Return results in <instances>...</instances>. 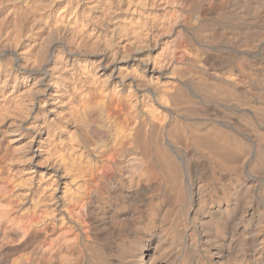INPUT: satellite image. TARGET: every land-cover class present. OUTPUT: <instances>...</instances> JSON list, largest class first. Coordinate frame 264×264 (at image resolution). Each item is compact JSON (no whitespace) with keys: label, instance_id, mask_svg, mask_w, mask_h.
Here are the masks:
<instances>
[{"label":"bare ground","instance_id":"1","mask_svg":"<svg viewBox=\"0 0 264 264\" xmlns=\"http://www.w3.org/2000/svg\"><path fill=\"white\" fill-rule=\"evenodd\" d=\"M99 4L106 14L113 5ZM125 7L126 22L116 28L122 52L134 42L160 50L132 58L140 77L110 68L109 97L116 98L118 88L132 94L146 85L149 115L118 127L120 138L104 146L101 135L92 141L96 157L54 144L35 111L36 144L23 139L12 150L8 139L1 141L0 157L9 159L8 170L0 171V264H264V179L257 176L264 177V0H127ZM99 67L88 74L97 86ZM90 83L85 90L95 86ZM28 90L15 97L22 116L33 109ZM83 91L76 119L67 113L74 121L66 133L79 142L87 139L91 118L89 91ZM58 94L49 98L59 103L49 111L53 118L43 122L62 128L68 116L60 117ZM106 108L107 120L116 117V107ZM240 138L256 139L253 159ZM196 153L202 168L191 175Z\"/></svg>","mask_w":264,"mask_h":264},{"label":"rangeland","instance_id":"2","mask_svg":"<svg viewBox=\"0 0 264 264\" xmlns=\"http://www.w3.org/2000/svg\"><path fill=\"white\" fill-rule=\"evenodd\" d=\"M100 1H104V0H86V1L85 0H69V1L68 0H40V1L39 0L38 1L37 0H0V144L6 139H8L10 141L9 147L10 146L16 147L17 144L23 139H24V142L29 140V143L32 142V143L36 144L37 141L40 140V138H33L34 135H33V132L31 131L30 128H31V125L33 124V116H35L37 114L38 115L37 119H36L37 123H39V124L41 123L40 125L44 124V126H43L44 134L45 133L47 134L50 129H51L50 132L54 134V139L52 141V142H54V144L58 145V143H60V144L64 145L65 148H67V149L69 148V150L72 149V148L70 149V147L76 146L77 148H80V150L84 149L82 151L86 150L85 153L87 152L91 157H92V155H93V157L94 156L96 157V155H98V152L94 150V148L97 146V144H96L97 139L96 138H99L101 135L100 138L101 139L103 138V139L100 143V146L101 145L104 146V144H106L107 140H109L113 137L120 138V135L118 134V131H119L118 127H126V126L131 127V126H133V124H135L134 122L138 123V122H141L142 120L144 121L146 116L149 115L148 114L149 112L147 110L149 108L148 102H147L149 94L146 90V88H147L146 85H141L142 87L140 86V88L138 86L139 91L132 89L133 90L132 94H129L127 91H124V89L121 90L120 88H118L119 94L117 95V97L114 99L110 98L109 95H111L113 88H112V84H111L112 77H109V74H110L109 71H110V68H114L117 71L121 69V71L125 70V73L128 72L129 76H135L136 75V76L140 77L138 74V72L140 73V65L139 64L137 65L138 62L135 63L136 66L134 63L131 64L132 58L144 59L147 56H149V57L156 56L158 54V52H159L158 50H160V48L157 47V49H156V48L150 47L147 49L143 46V43L139 45V44H137V42H134V43L130 44V46L127 50H124L122 52L123 46H121V45H123L124 43L121 42L122 38L118 39L119 35L117 36V34L119 32L116 33L117 32L116 28H118L119 26H122L121 25L122 22H126L125 17L127 14H126L124 9L127 8V7H125L127 4V0H118V1L113 0L114 3H112L113 2L112 0H107L108 3H110V5L113 4V5H111L112 10L110 9V11L107 12V14H106V12L104 13L102 11L101 5L99 4ZM115 2H117V3L115 4ZM118 3H119V5H118ZM87 4H88V7H86ZM83 6H84V8H82ZM92 7L95 8V10ZM80 8L82 9V12H81ZM85 8L87 10H85ZM97 8H98V10H97ZM60 9H62V10L60 11ZM83 9L86 11V14H85L86 17L83 13V12H85ZM87 11H88L89 16H91L92 18L91 17L88 18ZM66 12L68 13L69 17L67 16ZM69 12L70 13L72 12V14L70 15ZM89 12H91L92 15ZM108 13L111 15H108ZM105 15H106V17H105ZM101 16H103V17H101ZM96 17H98V18H96ZM128 17H127V19H128ZM84 18L88 19L87 20V22H88L87 23L88 24L87 30L88 31L85 29L86 32H88V33H85V34H83V31H82V28L84 27V24H85ZM94 18L97 20H95ZM80 20H81V22H83V24L80 23ZM93 20H95V21H93ZM89 21H91V22L93 21L92 22L93 25L90 24L91 22H89ZM68 22H69V24H68ZM80 25L81 26L83 25V27H81ZM70 27H72V28H70ZM80 27H81V29H80ZM90 27H92L91 30H90ZM80 30L82 31V33L79 32ZM73 33H75V34H73ZM115 33H116V35H115ZM80 34H83V35H80ZM113 34L115 36H117V38H113L112 37ZM84 35H85V37H84ZM100 36H101V38H100ZM85 38H86V40H85ZM97 38L98 39L100 38V39L98 40ZM96 41H98V42H96ZM116 41H118V42H116ZM134 45H135V47H134ZM135 48L136 49L138 48L139 50H136ZM112 52H113V54H112ZM124 53H126V54H124ZM114 60H116L117 63H114ZM91 62L92 63L95 62L96 65H100V67H99L100 73L97 74V76L98 75H100V76H98L97 80L95 79L96 82H98V86H100L102 84L100 87H98L96 85L97 83H95V81H93L94 78H92V80L90 78L93 76L90 69H92L93 66H96L95 64H92ZM89 63L91 64V65H89L90 68H88ZM103 64L105 65V67ZM101 65H103V66H101ZM119 66H121V67L119 68ZM85 68H88V70L90 72L87 71V69H85ZM134 70H135V72H134ZM90 73L92 75H89L90 76L89 77L88 74H90ZM85 74H86L85 77L88 80V82H87L88 84L91 85L90 81L95 83V84L93 83V85H95V86H92V88H91V86L89 85L90 88L88 87V89H86V90H85V85L87 83H85L86 79L83 76ZM104 74L105 75L108 74V76H106L107 79L109 77L108 81H106ZM83 77H84V79H83ZM88 77H89V79H88ZM100 78L102 79L101 81L99 80ZM144 79H145V82L150 84V82H148L147 78H144ZM82 80H84V82ZM104 80L106 81L105 82L106 84L104 83ZM81 82H82V84H80ZM107 82H108V84H107ZM103 84H105L106 86ZM144 84H146V83H144ZM103 86H105V88ZM82 87L84 88L83 92H85V93H86V91H89V89L90 90L94 89L95 91L94 90L89 91L88 93H89V96L91 98L89 96L87 97L88 103L92 106V107L90 106L91 110H89V112H90L89 116L91 118H89L88 123L85 125L86 128L88 127L87 129L85 128L86 133H87L86 134L87 139L83 142H79L77 140L75 141V139H73V138L69 139V137H68L69 135L66 133V131H67L68 125H71V121L73 120V119H71L72 118L71 116H73V118L75 116L74 119H76V116L78 114V113L76 114L75 108H76V106H77V108L80 106L79 104L81 103V101L79 99H81V100L83 99L82 93H81L83 90ZM95 87H97V88L95 89ZM28 88L30 91L28 90ZM24 89L29 91V92L27 91V94H29V96L27 95L28 96L27 98H29L31 100L33 98V100H32L33 109H31V108L28 109V112L26 113L27 116L26 115L22 116L20 113H17L18 106L15 107L16 105H18V104H16L17 99L15 97L18 96L17 93L21 92L20 90H24ZM108 89H110L109 90L110 92L108 91ZM125 90H127V89H125ZM104 92L108 93L106 98L104 97V96H106V94ZM54 93H59L58 94V95H60L59 98L63 97V98H61V101L63 100L62 102H64L61 105V109H63V111L60 112V117H62L61 115H63V113L65 115H67V113L70 112L69 114H71V116L67 115L68 117L65 121L63 120V121L59 122V124H60V126H62V128L59 126L56 127V125H54L55 123L53 125L51 124V126H47L45 124V122H43V121H45V117L53 116L51 113H49V111L59 104V103L54 104V102L49 99L50 96ZM15 94H17V95H15ZM68 95L71 97H69ZM68 98H70L71 101H69ZM66 100L69 101L70 103H68ZM91 100H92V102H91ZM44 101L46 103L44 104V107L42 106L43 108L41 107L42 110L38 109V107L41 106L44 103ZM99 102H101V103H99ZM9 103L10 104L12 103V104L10 105ZM73 105H74V107H71ZM67 106H69L70 110L74 108L75 112H74V109H73V111L72 110L71 111H72V113L74 112L76 115L72 114L71 111L69 109H67L68 108ZM101 106H103V108H106V106L108 108L110 106L113 109H114V107H116L115 109H117L116 111L118 112V113L117 112L115 113L116 117L114 116L112 119H109L110 121L107 120V117H105L106 115L105 116L102 115V114H105V109L103 110V108ZM118 106H120V107H118ZM9 108H10V110H9ZM15 109H16V112H15ZM66 109L69 111H66ZM5 110L7 111L8 115L6 114V112H4ZM38 110H40V111H38ZM9 111H10V113H9ZM32 111H33V113H32ZM34 111L36 112V114ZM46 111H47V113H46ZM101 111H102V113H101ZM144 114H146V115H144ZM65 115H63V116H65ZM51 118H53V117H51ZM113 119H115L116 121L115 120L113 121ZM106 120H107V122H106ZM103 122H105V124ZM116 122L118 123V125L115 124ZM128 122H130V123H128ZM54 126L56 127L55 128L56 130L54 129L55 130L54 132H56V133L52 132L53 131L52 128H54ZM115 127L117 128V130ZM147 127L148 126L145 125L144 128L146 129ZM41 128H42V126H41ZM46 128H49L48 131ZM59 128L61 129V131ZM64 128H65V130H64ZM94 128H95V131H94ZM68 129L71 131L74 130V128H68ZM34 131H37V129H35ZM94 132H95V134H94ZM115 133H117V134H115ZM58 134H60V135H58ZM45 135L43 136V138L45 137ZM94 136H96V137L94 138ZM55 137H57L58 139ZM32 138H33V140H32ZM61 138H63V139H61ZM55 139H57V140H55ZM146 139L148 140V145L150 147L151 144L153 143V142L152 143L150 142L152 140V138L151 139L146 138ZM70 140H74V141H70ZM241 140H242V142L244 141L243 143L248 148V153L250 155V158L252 157V159H253L255 148L257 146V142L256 141L254 142V140H256V139H254V138L253 139L252 138L251 139L250 138H242ZM92 141H95L96 143L92 142ZM159 142H161L160 145H162V147H164L168 151H170L171 154H172V152H174L173 147L168 145L164 140L159 141ZM245 142L248 144H246ZM82 143H84V145ZM254 143H255V145H254ZM169 147H171V149ZM57 148H59V147H57ZM249 148H250V150H249ZM10 149H12V148L10 147ZM59 150H60V148H59ZM196 155H197V157H195L192 161L191 169L188 170V171H190L191 175H193V172H194L193 168H196L198 165H199L200 169L202 168V163H201L202 157L198 158L199 155L197 153H196ZM11 158H13V159L15 158L14 154H12ZM0 159L3 160V161L0 160V167H1L0 171L1 170L7 171L8 169H6V168H8L7 164H8L9 158L4 160L2 157H0ZM5 162H7V163H5ZM193 164H194V166L192 167ZM181 167H183V166H181ZM183 169H184V167H183ZM184 170L186 171V169H184ZM249 174H250V172H249ZM257 176L260 177V179H264V177L261 178V175H257ZM31 189H33V188H31ZM31 189L26 192L27 195L25 194L27 196V198L31 197V195L33 194V190H31ZM28 199H30V198H28ZM28 201L26 203H29ZM109 240H107L105 242V244H109L110 242H112V240H110V241ZM29 252H30V248L28 247V248H26V250H24L20 253L21 254L22 253L28 254Z\"/></svg>","mask_w":264,"mask_h":264}]
</instances>
